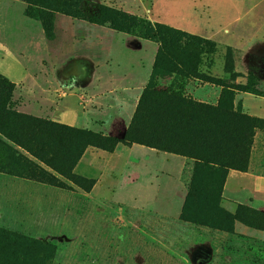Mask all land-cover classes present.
I'll list each match as a JSON object with an SVG mask.
<instances>
[{
    "label": "rangeland",
    "instance_id": "obj_1",
    "mask_svg": "<svg viewBox=\"0 0 264 264\" xmlns=\"http://www.w3.org/2000/svg\"><path fill=\"white\" fill-rule=\"evenodd\" d=\"M154 2L0 0V47L13 53L0 60V76L10 84L4 90L0 79V235L22 240L14 247L0 236V264H12L14 257L20 264H264V240L222 229L229 224L216 220L213 210L206 216L196 210L216 202L230 212L222 205L223 188L220 195L212 191L219 178L211 172L220 166L200 159L231 154V146H217L227 129L215 130L217 122L229 120L217 113L188 119L189 126L178 121L185 126L172 135L179 153L138 142L141 136L131 127L141 96L137 124L145 122L158 142L172 133L164 130L162 136L159 128L173 122L166 104L179 115L171 106L175 96L215 106L227 89L234 109L248 115L236 94L264 96V50L254 47L264 41V0H161L153 7ZM100 5L206 37L215 51L196 53L195 72L183 52L196 43L189 37L155 38L150 26L133 22L122 31L92 23L108 35L85 28L91 22L81 17L97 18ZM113 34L116 41L107 43ZM239 34L240 46H228L240 42ZM198 45L199 51L209 49ZM103 62L118 85L94 96L91 87L99 79L91 80V71ZM158 94L168 98L159 101ZM28 116L122 142L111 151L88 145L72 169L75 176L68 177L49 163L69 162L67 155L81 140L55 131L47 138L43 127L44 137L26 142L30 152L7 136L20 141L28 127L40 131ZM205 124L214 127L216 140L207 152L199 144ZM256 131L263 140L264 124ZM226 199L238 200L243 215L242 206L256 209L248 200L264 201L246 192Z\"/></svg>",
    "mask_w": 264,
    "mask_h": 264
},
{
    "label": "trees",
    "instance_id": "obj_2",
    "mask_svg": "<svg viewBox=\"0 0 264 264\" xmlns=\"http://www.w3.org/2000/svg\"><path fill=\"white\" fill-rule=\"evenodd\" d=\"M98 14L99 16L97 18L95 17H81V19L88 20L91 23H98V24H104L105 22L110 23L111 26H115L116 29L118 30H124L126 25L130 22H133L136 26H143L144 24H147V26L151 27V32L155 34V38L159 35V33L165 34L166 35H173L177 37H182V38H191L194 41H196L195 44H192L190 46H185L183 49V52L187 55V57L190 59L191 63L190 65L192 66L191 69L196 72L197 70V65L199 63L198 56H196V53H202V52H208V53H213L216 48V44L213 41H210L208 39H205L203 37H200L198 35H190L187 32H182L180 30H174L172 28H169L164 25H160L158 23H155L154 25L146 23V21L137 18L135 16L129 15L126 12L118 11L113 8H109L106 6H98ZM69 16L77 17L75 13H67ZM160 42V40H157ZM198 44H204L205 46H208L209 49L208 51H199V45ZM230 47H228V50ZM158 57V56H157ZM159 59V57H158ZM227 59V58H226ZM157 64V63H156ZM0 79L2 81V89L6 90L7 87H10L9 82L6 80V78L0 76ZM157 96V95H156ZM159 96V101H165L166 96L162 94H158ZM147 97V96H146ZM177 98L176 103H172L171 106L173 109H180L179 115H176L174 113V110L170 109V106L166 104L167 111L166 113L168 115H172L171 118L173 119V122L170 125H160V130L163 129L162 131V136H165L166 131H172V133H169L166 135V138H163L161 136H158L159 142L156 141L154 138H152L148 132V127H146L145 122L142 124H137V119H139L140 111H141V104L143 100L145 99V96H141L139 100V105L138 109L136 111V123L135 119L134 122H132V128L136 129L137 133L140 138H137L136 140L142 144H149L151 147H156L159 149H166L170 152H175L179 153V142L175 140L172 135L175 133V131L180 132L185 131L184 128L185 126H179L177 125V122H181L183 124H186V126H189L191 122H188L189 120H192L196 116H202V118L208 119L210 116H214V114H219L220 117L223 116L225 119H228V123H223V122H217L215 126V130L218 129H227L228 132H226V135L228 137H225L222 135L221 139L219 140V143L217 146H231V154L227 158H214V159H207V158H200L202 160H208L211 163H215L220 168H215L213 171L214 173L211 172V174H215V179L219 178V182L215 184V187L212 189L213 192H216L217 195H220L222 192V188L224 185V180L226 178V175L228 173V170H222L221 167H228L231 169L239 170V171H246L247 166H248V160H249V155H250V150L251 146L253 143V136H254V128L255 127H260L264 124V119L259 118V117H253L249 115H243L240 113L238 110L234 109L233 105V94L229 92L227 89H223L219 99L217 100V104L211 105V104H205L201 103L198 101H194L190 98H183L181 99L179 96H175ZM6 112V111H5ZM7 113V112H6ZM21 117V115H20ZM30 121H34L38 124V128L40 131H34L33 129L28 127V131L26 133V138L22 140H17L16 137L13 135H7L11 140H14L18 142L17 144L25 147L28 151L33 152L32 148L26 144V142H30L29 140H37L38 138H41L43 134H41V131H43V127L46 128L45 131V137H50L52 134H50L51 131H55L57 133H61L64 135H75L79 140H81V145L79 147H75L74 149L71 150V152L67 155L69 158V162L62 164L61 166H57L55 164L49 163L53 168L58 170L63 175H66L68 177H74L75 175H72V169L74 168L75 164L79 160L80 156L83 154L85 148L88 145L96 146L108 151H111L114 148V145L118 142H122V140H118L115 138L111 137H100L96 133H92L90 131H85V130H74L70 127H65V126H60L56 124H52L50 122H42L41 120L28 116ZM184 118V119H183ZM189 119V120H188ZM188 120V121H187ZM166 124V122L164 121ZM27 127V126H26ZM208 128V129H207ZM205 129L203 134V137H200V148L203 152H207L209 148H211L216 140L214 138V127L211 128L208 124H205ZM131 135V130L128 131L127 136ZM44 137V136H43ZM95 139V141H91L90 138ZM38 152H41L40 150ZM46 160V159H44ZM71 178V179H72ZM211 191V192H212ZM215 199H211V202H214ZM197 207H199V203L196 204ZM241 208V207H240ZM242 208L245 211V214H241L239 207L236 209L235 213H230L225 211L223 208L218 206V203L216 204L213 203L211 206H206L202 205L200 208H196L198 210V214L200 216H206L207 215V210H213L217 215H216V220L222 221L225 219V223H228V227H221L222 229H226L227 231H233L234 229V222L235 220L240 221L242 224L259 229V230H264V212L253 209L250 207H244ZM186 213H189V210L186 211ZM190 220L197 221L193 219L192 217H189ZM0 236L4 237V241H9L11 242L10 244L13 245L14 247L16 244L22 243L21 238L16 237L12 234H7L3 235L1 234ZM16 252L13 251V255ZM12 264H20L21 262L14 257V259L11 260Z\"/></svg>",
    "mask_w": 264,
    "mask_h": 264
},
{
    "label": "crops",
    "instance_id": "obj_3",
    "mask_svg": "<svg viewBox=\"0 0 264 264\" xmlns=\"http://www.w3.org/2000/svg\"><path fill=\"white\" fill-rule=\"evenodd\" d=\"M154 1H155L154 2L155 4L153 5V7L157 6V4H159L161 0H154ZM84 26L85 28H88L90 30L94 29L96 32L105 33V35H108V32H109L103 26L101 27L100 25L93 27L92 23H90L89 25H84ZM224 32H229V29L225 28ZM254 34L255 33L253 32V34H250V35L253 36ZM116 36L117 35L113 34L112 35L113 38L111 37L112 39H110V37H107L105 41H107V43H113L114 41H116ZM240 37L241 35L239 34L236 38H240ZM241 40L242 38H240L239 40L240 42H235L228 46L230 47L240 46ZM30 41L34 42L33 39ZM258 41H261V40H258ZM254 47L264 50V41L260 44H256V41H255ZM0 49H1L0 50V60L3 58L7 59L11 57L13 54L11 50H8V49L3 50L1 47ZM107 63L103 62L104 67H101V68L97 67L98 72L95 71L94 69L93 71H91L90 79L91 80L99 79L98 80L99 84L96 86V89L94 87H91L92 89L91 92L93 94L98 93L99 91L101 92L111 85H118L116 82L117 77H115L116 75L111 73L110 67ZM111 81H114V82H112L111 84ZM127 88L129 90L134 89L132 87H127ZM130 94H134V93L132 92ZM95 95L97 94H94V96ZM236 96L241 97L242 107L244 108V112H246L248 115L264 119V96L259 95V94H254L251 92H244V93H241L240 95L236 94ZM259 135H262V132L256 131L254 135L253 143L251 146V150H250L247 170L239 171L235 169H230L224 180L223 196L225 198H223L222 205L232 213H235L236 207L239 201L238 200L229 201L226 198H230L231 196L232 197L236 196L240 192H246L249 196H254L255 194H259L264 197V138L262 140ZM248 202L250 206L264 212V201H256L253 199V201L248 200ZM234 231L236 232L238 231L239 233L244 234V235L254 236L258 240H264V230H259V229L246 226L237 220H235L234 222Z\"/></svg>",
    "mask_w": 264,
    "mask_h": 264
}]
</instances>
